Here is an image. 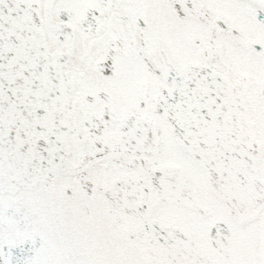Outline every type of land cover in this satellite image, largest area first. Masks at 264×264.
Instances as JSON below:
<instances>
[{
    "label": "snow or ice",
    "instance_id": "6c2138e0",
    "mask_svg": "<svg viewBox=\"0 0 264 264\" xmlns=\"http://www.w3.org/2000/svg\"><path fill=\"white\" fill-rule=\"evenodd\" d=\"M0 264H264V0H0Z\"/></svg>",
    "mask_w": 264,
    "mask_h": 264
}]
</instances>
